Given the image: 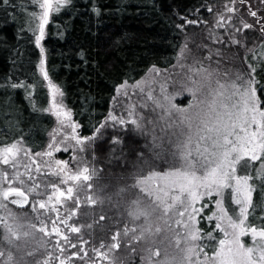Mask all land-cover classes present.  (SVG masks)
<instances>
[{"label": "snow or ice", "instance_id": "1", "mask_svg": "<svg viewBox=\"0 0 264 264\" xmlns=\"http://www.w3.org/2000/svg\"><path fill=\"white\" fill-rule=\"evenodd\" d=\"M32 2L38 5L40 11L29 13L38 20L35 28L29 30L33 32L34 44L39 49L37 67L43 80L47 81L52 98L51 107L44 111L54 112L60 119L61 127L71 131L58 142L53 136V143L47 145L45 152L33 153L22 143L23 137L0 147V164L8 166V170L0 169V209L3 210L0 216V226L3 227L0 264H30L26 257L37 254L40 258L34 264H98V260L112 264L114 252L122 245L133 248L122 234L143 229V219H129L128 214L134 207L147 218H150L148 207L159 211V218L174 232L177 245L187 241L186 264H264V223L256 224L250 220L257 207L264 212V83H261L264 81V44L260 45L257 63H248L244 68L241 61L240 69L221 76L192 56L188 46L191 37L185 35L177 62L188 72L179 81L180 90L174 94L168 93L164 85H161V97L153 98L149 93V99L161 109L160 116L150 122L152 129L142 123L143 117L136 118L132 111H128L131 124L137 131L152 133L151 141L131 160L125 159L124 172L114 177L118 183L105 184L98 192L89 195L92 183L79 187L73 184L66 190L61 187L81 178L91 181L96 175L95 168L90 173L92 161L84 155L91 147L84 141H92L93 138L78 134L79 125L72 121L71 112L57 101V97H63L64 93L49 75L46 48L42 43L52 14L72 7V0ZM9 3L10 0H0V4L5 6ZM217 3L220 7L208 3L203 5L212 14L211 20L202 14L196 19L182 16L184 23L176 27L183 29L185 24L203 23L208 28V39L219 44L225 43V40L217 29L226 30L228 42L232 45L244 44L247 40L245 30L255 29L264 37V12H261L264 0H260L259 6H254L251 0H217ZM91 8L97 17L101 15V9L95 3ZM72 11H75L74 7ZM196 11L200 12V9ZM244 50L255 53V48L245 47ZM214 54L224 55L233 62L240 59L238 53L228 55L219 48ZM79 55L87 64L83 49ZM212 55L213 49L209 48V60ZM190 56L193 63L186 64ZM149 71L159 73L161 70L153 64ZM126 86L127 81L118 86L116 92L120 93L121 88ZM4 87L25 88L31 98L32 92L28 89H34L35 84L10 82ZM182 91L191 94L186 108L174 103L175 96ZM109 119L114 125L129 122L111 114ZM161 120L163 125L159 123ZM157 127L163 135L155 134ZM95 131L99 133L101 128ZM61 146L66 153L71 150L67 161L53 157V151H61ZM21 153L28 158L22 165L23 171L19 159ZM43 156L49 159L37 160ZM165 166L167 170L156 171ZM45 170H50L52 176L59 179H53ZM42 172L44 177L36 178ZM257 192L259 196L254 200ZM65 197L66 200L62 199ZM105 202L109 206L108 213H100L98 220L94 207H84ZM9 204L21 209L29 206L31 215L27 211L18 213L9 208ZM208 204L216 206L215 210L209 209L211 215L207 216V220L215 221V224L214 229L205 231L199 226L198 217ZM77 212L81 218H91V222L74 219ZM113 225L120 227L115 229V234L107 243L96 235L101 230L112 233ZM82 229L90 231L82 232ZM215 230L222 237L212 246L209 254L205 251L209 244L203 241H217ZM86 236L92 237L93 242L89 243ZM246 236L251 237V244L243 239ZM21 237L23 244L20 243ZM97 239H100L98 246ZM32 244L35 246L31 250L23 251ZM159 255L157 249L156 256Z\"/></svg>", "mask_w": 264, "mask_h": 264}, {"label": "trees", "instance_id": "2", "mask_svg": "<svg viewBox=\"0 0 264 264\" xmlns=\"http://www.w3.org/2000/svg\"><path fill=\"white\" fill-rule=\"evenodd\" d=\"M93 3L101 9L99 17L92 11ZM206 3L212 4L211 0H72L75 11L69 7L52 14L42 41L46 67L64 93L63 104L79 125L80 136L96 139L95 129L101 128L118 86L137 81L153 64L165 68L173 63L182 43V30L176 25L184 22L182 16L195 19L196 9ZM39 11L32 0L0 4V147L23 137L22 142L32 152L40 151L53 127L52 117L44 111L47 94L38 73L39 49L29 30L38 23L29 13ZM81 49L87 64L79 55ZM21 81L35 84L34 89H28L31 98L25 88L4 87L5 83ZM123 141L130 159L143 151L139 139L126 136ZM109 144L108 137L93 141L91 154L99 159V176L88 183L96 184L103 178L104 185L102 154ZM111 168L112 175L124 172L118 165ZM258 196L259 192L255 193L254 200ZM206 214L198 220L208 231L213 223L208 225ZM262 218L264 212L257 207L250 220L261 224Z\"/></svg>", "mask_w": 264, "mask_h": 264}, {"label": "rangeland", "instance_id": "3", "mask_svg": "<svg viewBox=\"0 0 264 264\" xmlns=\"http://www.w3.org/2000/svg\"><path fill=\"white\" fill-rule=\"evenodd\" d=\"M211 3L213 5H216L217 7H220V5L217 3V0H211ZM251 3L254 6H259L260 0H251ZM244 7L246 8L247 5H245ZM261 12H264V8L261 9ZM201 14L203 15L204 18H208L210 20L212 18V14L208 13L205 7L201 8L200 12H197V11L194 12L195 19L197 18V16H199ZM247 19L251 20L252 18L247 17ZM212 26L214 27V25H212ZM181 30H182V43H181L180 47L185 42V35L190 36L191 39H189V41H188V46L192 50V56H195L196 59L202 61L204 67H210L211 69L218 71L221 76H223L224 73H234L235 70L240 69L241 68V61H243V67L244 68L247 67L248 63H257V55L261 52L260 45L264 44V37H262L260 35V33L255 29L245 30V32L247 33V40L242 45L230 44L228 42V37H227V33H226L225 29H217L216 30L220 35L224 36L225 43L219 44V43H216L214 40L208 39V35H209L208 28L203 23L196 24V25L185 24V27ZM204 45H208V47H204ZM180 47H179V50H178V52H177V54L173 60V63L171 65L165 67V68H159L161 70L159 73L149 71L151 69L150 68L137 81L132 82V83H127L126 87L121 88L120 93H117L115 90V94H114V96L111 100V103H110L109 111H108V113H107V115L103 121V124H102V126H105V127H101V132L97 133V135L95 137L96 139H104V138L108 137L109 142H110L109 146H111L110 148L108 146V149L105 151V153L102 154V156H104L103 157V159H104L103 163L105 165V175H104L105 176V178H104L105 183H104V185L108 184V183H113V184L118 183V181H116L114 179L115 175H112V168L111 167L113 165H118V166L122 167V170H124L125 159L131 160L127 156L126 152H124L123 138H125L126 136H129L132 138L139 139L142 142V145H143L142 149L143 150H145L146 143H149L151 141L152 133L149 131L146 134H141L139 131H137L135 129V126L131 124V120L128 117V111H132L136 118L143 117L142 123L146 126V128L152 129L153 125L150 122L155 120L156 118H158L160 116L161 109L156 107L153 104L152 99H149V93H151V96L153 98L161 97L162 96L161 85L165 86L168 93L174 94L176 91L180 90L181 85H180L179 81L182 80L185 77V74L188 72L187 68H182L180 66V64H178V62H177V57L180 55ZM245 47L255 48V53L245 52V50H244ZM209 48L213 49V55H212L211 60L208 59ZM216 48L221 49L222 52H224L228 55H230L232 53H238L240 59L233 62V61L227 59L224 55H220V56L215 55L214 52H215ZM192 56H190L189 59L185 62L186 64H192L193 63ZM247 57H251V59H247ZM196 67H200V65H196ZM38 71H39V69H38ZM38 73L40 75V72H38ZM41 78H42L44 88H45V91L47 94L46 95L47 96V108H50L51 103H52V98H51L50 92H49L48 87H47V81H44L42 76H41ZM138 81H139V85H137ZM125 93H127V95H125ZM190 100H191V94L187 91H182L180 95L175 96L174 103L179 105L182 108H186ZM57 101L62 103L64 109L67 110L63 104L62 97L58 96ZM154 108H155V110H153ZM45 113L49 114L52 117L53 127L51 128V130L46 135V143H45L43 149L40 150L41 152H45L48 150L47 145L49 143H53V136L55 137V141L58 142V141L64 140L66 134H69L71 131L69 128L61 127L60 119H58L55 116L54 112L45 111ZM110 114L113 116H116V117H123L124 119L128 120L129 122H128V124H125V125H119V124L114 125L113 121L111 119H109ZM71 119H72V117H71ZM159 123L161 125H163L164 121L161 120ZM78 129H77V132H78ZM168 131H171V129H168ZM78 134H79V132H78ZM155 134L158 136L163 135V133L160 131V128H158V127L155 129ZM96 139H92V141H84L85 145L91 144V147L88 148V150L84 153V155H86L87 158L92 161V165L90 167V173L92 171V168H95L96 171L98 170L97 163H98L99 159L98 158H96V160H95V158L93 159L94 154L93 153H92L93 155L91 154L92 143ZM25 147H27V146L25 145ZM33 153H35V152H33ZM70 155H71V150H69V152L66 153L62 150V146H61V151H59V152L53 151V157L55 159H64L67 161L70 159ZM19 159L21 161V171H23L22 165H23V163H26L28 161V158L24 157L23 153H21V156L19 157ZM41 159L47 160L49 158L46 156L37 158L38 161ZM73 167H74V165H73ZM0 169L8 170V166L0 164ZM161 170H167L166 166L164 169H161V168L156 169V171H161ZM45 171L48 173L49 176H52V173L50 170H45ZM97 172H96V175H94L95 178L99 176V175H97ZM43 177H44V173L42 172L40 174H37L36 178L40 179ZM52 178L53 179H59L55 176H52ZM102 179L96 184L94 182H92L93 188L88 189L89 195H92L93 193L99 191V189L103 186V185H101ZM88 182L89 181H84L83 178H81L80 181H72L70 183H71V185L74 184V185L79 187V186H83V185L87 184ZM61 187H62V185H61ZM66 188H65V190H66ZM49 191H51V190L49 189ZM136 191H139V189H136ZM76 194L77 193L74 189V196ZM62 199L66 200L67 197L62 198ZM205 200H207V197H205ZM227 203H228V201L226 200V206H227ZM209 206L211 207V209L215 210V207H216L215 204H209ZM209 206L207 205V207H205V210H204V212L207 213L205 215V220L208 223V225L213 223L212 229H214L215 221H212V223H211L207 220V216L211 215V212L208 210ZM8 207L15 210L18 213H22V212L27 211L31 215V209L29 206H27L26 209H23V210L14 208L11 205H8ZM60 207H63V205H60ZM84 207H87V208H93L94 207L95 213L97 214L96 215L97 220L99 219L100 213H102V212L108 213V209H109L107 202H105L104 204L98 203L95 206L87 205ZM233 207H235V205H233ZM42 211H46V210H42ZM237 211H238V209H237ZM202 213L200 215H202ZM2 215H3V210L0 209V216H2ZM77 218H81L79 212H77V215L74 216V219H77ZM116 218L119 219L118 216ZM81 219L86 220L87 222H91V218H89V217H83ZM257 221L260 222V220H257ZM101 223H104V222H101ZM117 227H120V225H113V232L112 233H107V231L101 230V231H98L96 233V235L98 237H100V239H102L105 243H107L108 241L111 240V235L115 234V229ZM175 227H176L175 224H173V228H175ZM87 231H90V230L82 229V232H87ZM2 233H3V227L0 226V234H2ZM71 235H77V234H71ZM214 235L217 236V241L209 242L206 239L203 241V243L209 244V247L205 249V251L209 252V254L212 251V246L218 242L219 238L222 237V234L219 233L218 230L214 231ZM85 238L89 239V243L93 242L92 237L86 236ZM37 239H39V236H37ZM100 239L96 240L97 246L100 242ZM243 239L248 244L252 243L250 236H246ZM20 243L23 244L24 241H20ZM34 246L35 245L32 244L28 248L23 249V251H29V250H31V247H34ZM122 247H123V245L121 246V248ZM116 251H120V249H117ZM39 258H40L39 254H37V256H35V257H26V259L30 262V264H34L35 260L39 259ZM98 264H105V262L98 260Z\"/></svg>", "mask_w": 264, "mask_h": 264}, {"label": "clouds", "instance_id": "4", "mask_svg": "<svg viewBox=\"0 0 264 264\" xmlns=\"http://www.w3.org/2000/svg\"><path fill=\"white\" fill-rule=\"evenodd\" d=\"M150 218L144 217L142 211L135 207L128 216L130 220H144L141 231L136 233L125 232L123 239L130 241L133 248L124 246L113 254L112 264H186L185 248L187 241L179 246L174 232L159 218V211L147 208ZM23 241V237H21ZM159 249V257L156 250Z\"/></svg>", "mask_w": 264, "mask_h": 264}, {"label": "water", "instance_id": "5", "mask_svg": "<svg viewBox=\"0 0 264 264\" xmlns=\"http://www.w3.org/2000/svg\"><path fill=\"white\" fill-rule=\"evenodd\" d=\"M9 205H11V204H9ZM12 207H14V208H17V209H21V208H19L18 206H15V205H11ZM27 206H25L24 208H26ZM23 208V209H24Z\"/></svg>", "mask_w": 264, "mask_h": 264}]
</instances>
